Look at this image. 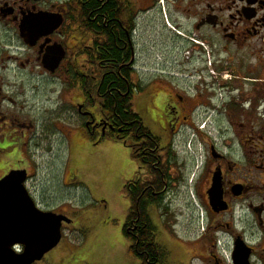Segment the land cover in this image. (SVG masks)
Instances as JSON below:
<instances>
[{
    "label": "flooded vegetation",
    "instance_id": "af4514ba",
    "mask_svg": "<svg viewBox=\"0 0 264 264\" xmlns=\"http://www.w3.org/2000/svg\"><path fill=\"white\" fill-rule=\"evenodd\" d=\"M88 1L0 0V179L8 172L6 158L21 159L15 144L5 146L6 133L23 135L33 127L22 120V83H59L50 126L65 136L69 112L75 111V136L86 132L101 142L112 125L100 110L97 117L89 111L97 102L84 86L101 65L128 67L124 80L133 85L134 113L136 94L156 84L162 90L154 94L150 88L149 105L165 146L146 128L159 154L172 148L176 135L188 133L192 153L200 154L195 186L204 221L192 240L198 247L193 260L264 264V0H96L101 5L95 12ZM106 6L119 15L109 61L101 42L114 20L95 23L89 32L84 19L87 10L95 22ZM70 86H79L84 96L69 101ZM138 174L134 178L142 179ZM11 250L21 254L24 247L14 244Z\"/></svg>",
    "mask_w": 264,
    "mask_h": 264
},
{
    "label": "rangeland",
    "instance_id": "374dc122",
    "mask_svg": "<svg viewBox=\"0 0 264 264\" xmlns=\"http://www.w3.org/2000/svg\"><path fill=\"white\" fill-rule=\"evenodd\" d=\"M158 87L150 85L136 94L133 109L140 115L143 126L158 137L160 146L164 147L166 140L157 129V113L155 115L149 105L150 88L156 94L162 91ZM59 89V83L49 88L33 79L22 83L19 98L22 120L31 122L33 127L23 135H5V146L15 144L21 158L20 163L6 158V172L20 166L28 169L30 179L26 187L36 204L44 210L64 213L72 221L64 226L60 243L45 255L44 263L137 264L129 253L130 241L123 233L130 206L123 187L138 169L132 151L110 138L99 142L97 137L91 140L86 132L75 136L79 120L75 111L69 112V132L65 136L53 129L50 120L56 117L53 114L50 117L49 111ZM80 90L79 86L73 89L70 86L66 97L69 101L73 97L82 98ZM157 107H161L160 103ZM89 111L97 117L98 104L90 106ZM190 138L189 133L176 135L171 142L177 161L171 170L174 180L162 206L158 210L149 209L157 227V241L169 252L163 264L199 262L192 258L198 250L192 240L198 236L204 221L195 186L200 154L192 153Z\"/></svg>",
    "mask_w": 264,
    "mask_h": 264
},
{
    "label": "trees",
    "instance_id": "16d2710c",
    "mask_svg": "<svg viewBox=\"0 0 264 264\" xmlns=\"http://www.w3.org/2000/svg\"><path fill=\"white\" fill-rule=\"evenodd\" d=\"M88 4L93 7L90 8L93 12L96 6L101 5L96 0H89ZM86 13L87 10L84 11V19L88 22L86 29L89 32L95 31V23L102 24L114 20V27L108 28L109 32L106 30L102 34L106 39L101 42L103 57L109 61L114 56L110 39L119 29L115 19L119 15L109 12L106 6L98 13L95 22H91ZM91 17L93 19L94 15ZM115 56L119 58L120 53ZM120 59L119 63L122 61ZM95 72L96 79L86 83L84 91L85 94L93 95L102 117L112 125V128L105 132L104 138L129 142L132 156L138 164V173H143L138 176L144 175L142 179L135 177L126 182L123 187L130 203L123 227L124 236L130 241L129 253L137 260V264H163L169 252L157 241V227L149 215V209L158 210L164 203L165 194L174 180L171 170L177 161L172 148L167 151L164 149L165 153L159 154L160 149L156 148L157 139L141 126L139 116L133 112L131 104L133 85L127 81L131 73L130 69L122 67L118 71L112 66L101 65ZM124 79H127V82ZM90 139L95 140L93 137ZM137 142L142 143L138 148L135 144Z\"/></svg>",
    "mask_w": 264,
    "mask_h": 264
},
{
    "label": "water",
    "instance_id": "95a60500",
    "mask_svg": "<svg viewBox=\"0 0 264 264\" xmlns=\"http://www.w3.org/2000/svg\"><path fill=\"white\" fill-rule=\"evenodd\" d=\"M25 169L10 170L0 179V264H33L55 248L62 237L63 214L40 210L25 187ZM21 244L24 251L11 250Z\"/></svg>",
    "mask_w": 264,
    "mask_h": 264
}]
</instances>
